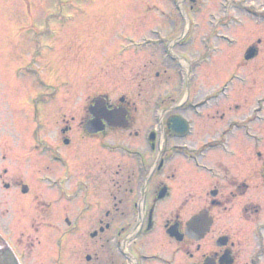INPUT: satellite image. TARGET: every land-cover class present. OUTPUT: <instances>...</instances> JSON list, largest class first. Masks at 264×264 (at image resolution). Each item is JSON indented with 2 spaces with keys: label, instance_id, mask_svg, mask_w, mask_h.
<instances>
[{
  "label": "flooded vegetation",
  "instance_id": "obj_1",
  "mask_svg": "<svg viewBox=\"0 0 264 264\" xmlns=\"http://www.w3.org/2000/svg\"><path fill=\"white\" fill-rule=\"evenodd\" d=\"M186 15L183 35L141 41L161 55L143 54V69L158 79L166 66L178 78L148 101L151 119L148 106L103 93L76 125L57 115L53 145L41 142L37 115L9 122L0 138V152L14 151L13 162L0 155V264H264V90L252 93L264 81V34L233 33L264 32V0H214L196 35L201 50H188L200 24ZM216 43L234 51L219 55ZM77 146L84 181L62 156ZM44 153L52 163L35 162ZM24 159L34 167L26 176Z\"/></svg>",
  "mask_w": 264,
  "mask_h": 264
},
{
  "label": "rangeland",
  "instance_id": "obj_2",
  "mask_svg": "<svg viewBox=\"0 0 264 264\" xmlns=\"http://www.w3.org/2000/svg\"><path fill=\"white\" fill-rule=\"evenodd\" d=\"M178 2L174 8L172 0H0V138L6 136L3 133L8 132L9 122L37 115L42 125L41 142L53 145L61 126L55 123L57 115L74 117L72 125H76L87 116L88 100L103 93L112 102L123 96L137 108L148 106L151 119L148 101L156 102L167 90L176 88L178 78L169 75L166 66L158 65L161 76L156 79L154 71L149 73L143 64L148 54L158 58L160 53L152 52L151 45L135 49L132 43L151 39L147 37L153 33L164 37L168 33L172 38L182 35L187 12L196 25L200 24L190 30L188 50H201L196 35L203 32L202 25L214 13V0ZM121 8L123 11L117 12ZM71 29L81 32H68ZM233 33L264 34L252 27ZM19 42L20 49L16 46ZM213 48L222 56L234 51L222 43ZM181 51L185 50L177 48L175 53ZM17 67L22 71L16 75ZM36 74L42 85L36 83ZM224 78L220 74L218 82ZM263 90L261 81L252 93ZM31 98L34 104L29 105ZM13 153L5 148L0 155H7L13 162ZM74 153L64 152L62 156L70 159L74 179L84 181L82 147L77 146ZM26 161H20V173L25 176L34 168L32 159ZM35 162L52 163L46 153Z\"/></svg>",
  "mask_w": 264,
  "mask_h": 264
},
{
  "label": "water",
  "instance_id": "obj_3",
  "mask_svg": "<svg viewBox=\"0 0 264 264\" xmlns=\"http://www.w3.org/2000/svg\"><path fill=\"white\" fill-rule=\"evenodd\" d=\"M96 105L98 106V104L96 103ZM95 106L94 110H92V114L93 116L95 115L96 117L100 114V108ZM102 111V110H101Z\"/></svg>",
  "mask_w": 264,
  "mask_h": 264
}]
</instances>
